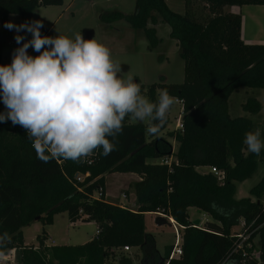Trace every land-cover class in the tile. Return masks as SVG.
I'll use <instances>...</instances> for the list:
<instances>
[{
    "label": "trees",
    "instance_id": "trees-1",
    "mask_svg": "<svg viewBox=\"0 0 264 264\" xmlns=\"http://www.w3.org/2000/svg\"><path fill=\"white\" fill-rule=\"evenodd\" d=\"M62 1L0 0V65H7L1 61L2 50L18 45L13 31L4 27L8 16L24 17ZM244 5L264 6V0H184L183 14L172 11L164 0H135L129 15L117 11L100 15L106 24L125 21L142 30L149 50L160 43L152 27L157 19L169 27V38L183 60V82L161 80L148 86L146 94L156 102L159 90L167 89L180 102L182 129L168 132L176 150L172 152L170 140L161 136L168 116L158 135H146L148 124H131L125 117L123 132L108 156L97 149L79 162L51 159L45 163L37 158L24 128L10 120L0 123V234L11 237L5 253L20 250V264H110L115 250L123 253L116 259L118 264H132L127 253L135 248L142 255L140 264H264L262 248L257 257L246 249L257 234L264 241V176L249 191L254 200H234L231 183L233 177L243 178L253 168V159L249 163L242 153L245 133L253 124L245 117H230L227 99L240 89L264 92V43H244L241 15L226 10ZM241 107L250 114L260 111L255 97H248ZM4 111L0 101V112ZM170 157L174 160L169 165L159 162ZM243 162L249 170L239 173ZM199 167H215L222 177L209 170L198 172ZM77 173L89 175L78 182ZM111 173L139 177L132 184L135 209L105 199V176ZM98 188L101 197L93 199ZM189 208L210 219L193 224ZM59 213H66L70 223L93 222L98 233L80 245L47 246L43 231L36 236L37 247L24 245L22 227L33 222L49 225ZM157 213L181 227L178 258H170L174 245L161 258L153 237L145 231L144 216ZM240 222L241 233L248 237L235 251L240 232L233 234L231 229ZM124 246L130 250L123 252Z\"/></svg>",
    "mask_w": 264,
    "mask_h": 264
},
{
    "label": "clouds",
    "instance_id": "clouds-1",
    "mask_svg": "<svg viewBox=\"0 0 264 264\" xmlns=\"http://www.w3.org/2000/svg\"><path fill=\"white\" fill-rule=\"evenodd\" d=\"M8 30L26 31L32 38L16 35L20 47L12 61L0 65V123L11 121L26 130L37 158L79 162L102 149L108 156L123 132L125 117L148 122L146 135H158L177 98L167 89L159 90L156 102L141 93L133 75H119L121 65L104 44L67 36H42L41 20L19 25L5 22ZM39 53L32 56L28 49ZM111 137V140L109 139ZM243 143L250 153L264 149L261 131L245 133ZM11 242L7 232L0 234V264H7L4 251Z\"/></svg>",
    "mask_w": 264,
    "mask_h": 264
},
{
    "label": "rangeland",
    "instance_id": "rangeland-1",
    "mask_svg": "<svg viewBox=\"0 0 264 264\" xmlns=\"http://www.w3.org/2000/svg\"><path fill=\"white\" fill-rule=\"evenodd\" d=\"M169 8L178 13H184V0H165ZM135 0H63L59 6L40 7L34 10L27 16L9 15L7 22L11 21L14 24H21L25 21L41 20L43 28L40 30L42 36L55 37L57 35L67 36L74 39L75 34L80 33L84 38V32H90L91 38L105 46L112 52V58L118 61L121 65L120 76L126 77L128 74L133 75L134 79L144 88L146 94L147 87L153 83L163 81L166 84H180L183 82V60L179 57L178 48L174 40L169 38V27L157 19V22L152 25L156 31V36L160 43L157 48L149 50L147 41L142 30L132 29L125 21H117L112 24H106L100 20V15L103 13L120 12L125 15L133 13ZM231 6L229 8H233ZM240 13L245 18V25L247 33L258 31L257 25L261 26V35H264V6L260 5H244L240 8ZM256 21V24L254 22ZM263 28V30H262ZM13 32H17L15 29ZM26 40L32 38L30 33L21 31ZM19 45H9L1 52V61L4 64H10L12 61V54ZM28 53L36 56L39 53L35 52L31 47ZM126 68V69H124ZM159 93L156 95V101ZM248 97H255L260 104V111L258 114H250L242 110V104ZM228 113L230 117H245L253 124L250 131L260 129L261 140L264 141V92L261 90H247L240 89L238 92H233L227 99ZM180 114V106L175 103L168 113V123L165 124V129L161 136L171 141L169 130L175 128V120ZM182 118V117H181ZM131 124L143 123L148 124L147 121L139 122L129 119ZM173 134V133H171ZM169 141V142H170ZM244 141V140H243ZM243 157L253 159V168L243 178L233 177L231 183L234 187L233 199L239 200L248 198L249 191L254 187L259 180L264 176V149L259 155L250 153L247 146L244 144L242 149ZM149 162H157L156 160H149ZM244 163V162H243ZM246 163V162H245ZM244 163V166L246 165ZM242 165V164H241ZM240 166L241 172H247L248 166ZM128 175L111 173L107 176V187L110 192V197L107 198L109 202L124 205L129 209L134 197L132 185L128 190L123 185H129ZM121 195V196H120ZM131 195V196H130ZM118 196L122 203L117 202ZM133 197V198H132ZM106 199V197H105ZM129 204V205H128ZM189 216L191 222L197 225L202 219L201 212H197L193 208H189ZM160 227L154 223V217H144V228L146 233L151 235L154 239V246L162 258L171 245L178 244L181 247V230L177 225L169 222ZM242 222L231 229L233 234L241 233ZM47 234L45 244L47 246L53 245H80L90 241L96 231V226L93 222L76 221L70 223L67 219L66 213H59L53 217V221L49 225H43L40 222H33L21 228L23 242L25 246L37 247L36 236L41 235L42 232ZM54 241V244L51 243ZM261 235L257 234L253 240L246 246L247 252L250 255L257 257L262 248ZM173 246V247H174ZM114 258L110 264H118L116 259L123 253L114 252ZM8 257L7 264H20V250L13 249L6 252ZM132 257V264H140V257L142 256L137 249L132 248L127 253ZM137 255V256H136ZM135 256V257H134ZM111 260V259H110Z\"/></svg>",
    "mask_w": 264,
    "mask_h": 264
},
{
    "label": "crops",
    "instance_id": "crops-1",
    "mask_svg": "<svg viewBox=\"0 0 264 264\" xmlns=\"http://www.w3.org/2000/svg\"><path fill=\"white\" fill-rule=\"evenodd\" d=\"M240 8L241 7L234 6L233 8L227 7L226 10H229V11H231L233 13H239L241 15ZM254 24H256V21L254 22ZM257 27H258V31H254V32L252 31V33H249L248 34L247 33V30H246V25H245V18H243L241 16V39H242V41L244 43H247V44H262V43H264V35H261V26H260V24H258ZM262 30H263V28H262ZM180 112H181V107H180ZM169 131L171 132L173 130H169ZM174 131H175V128H174ZM170 142H171V145H172V152H174L176 150V145L177 144H176V142L174 141L173 138H171V141ZM173 160H174L173 157H170L169 158V161L170 162L173 161ZM159 162L161 163V160ZM208 170H209L208 167H199V168H197V171L198 172H201V173L207 172ZM126 175H128V177H129V179H128V182H129L128 184L129 185H123L124 187H127V189L126 188L123 189L122 192L128 190L129 186H131L133 184V182L139 180V177L137 175H134V174H126ZM107 176H109V175H106L105 176V197H106V200H107L108 197H110V192H109V189L107 187V182H106L107 181L106 180L107 179ZM114 198H117V202L118 203H122L119 200V197L118 196H116ZM251 199L254 200V198H251ZM132 201L133 202L131 203L130 207H135V199L133 198ZM120 206L121 207H124V205H120ZM188 211H189V209H188ZM196 211L197 212H200L198 210H196ZM188 214H189V212H188ZM146 216L155 217L156 214H146L144 217H146ZM201 216H202V219L200 220L199 224L202 223V222H204V221H206V220H209L210 219L209 216L207 214L203 213V212H201ZM167 220L170 221L171 223H173L174 225H177L178 229L181 230V227H179V225L177 223H175L172 218H167ZM189 220H190V216H189ZM51 243L54 244V241H51Z\"/></svg>",
    "mask_w": 264,
    "mask_h": 264
},
{
    "label": "built area",
    "instance_id": "built-area-1",
    "mask_svg": "<svg viewBox=\"0 0 264 264\" xmlns=\"http://www.w3.org/2000/svg\"><path fill=\"white\" fill-rule=\"evenodd\" d=\"M176 103L180 105V102H178V100ZM181 117H182V109H181L180 114H178V116L175 120V130H181L182 129ZM161 163L169 165L170 161H169V159H162ZM209 171L217 178L222 177V173L219 170H217L215 167H209ZM88 175H89L88 173H85V174H78L77 173V174H75L74 178L78 182H81L83 180V178H85ZM80 190H81V188H78V191H80ZM100 197H101V188H98L97 190L94 191L92 198L93 199H100ZM157 214H159V213H157ZM202 223H200L199 225H201ZM243 225L244 224L242 222V226ZM97 233H98V231L96 230L94 235H96ZM237 236L240 238V242L237 245L235 251H238L241 248L242 242H244L248 237L247 235L242 234V233H239ZM121 250L123 252H128L130 249L128 247L124 246ZM113 252H116V251L114 250ZM180 255H181V247L178 244H176L171 251L170 258H178Z\"/></svg>",
    "mask_w": 264,
    "mask_h": 264
},
{
    "label": "water",
    "instance_id": "water-1",
    "mask_svg": "<svg viewBox=\"0 0 264 264\" xmlns=\"http://www.w3.org/2000/svg\"><path fill=\"white\" fill-rule=\"evenodd\" d=\"M13 34L18 35L17 32H13ZM90 38H91V33L90 32H84V39H90ZM124 69H126V68H124ZM154 223L157 227H160L164 224L169 225V223H167V218L162 214H156V216L154 217ZM262 249H263V254H264V241L262 244Z\"/></svg>",
    "mask_w": 264,
    "mask_h": 264
}]
</instances>
